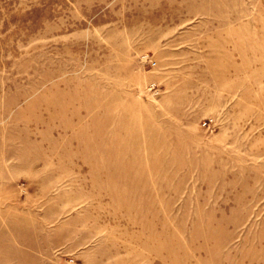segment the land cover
<instances>
[{"label":"rangeland","instance_id":"rangeland-1","mask_svg":"<svg viewBox=\"0 0 264 264\" xmlns=\"http://www.w3.org/2000/svg\"><path fill=\"white\" fill-rule=\"evenodd\" d=\"M0 264H264V0H0Z\"/></svg>","mask_w":264,"mask_h":264}]
</instances>
